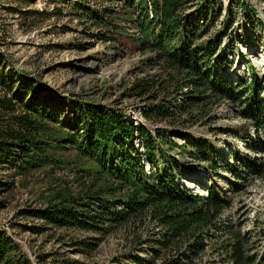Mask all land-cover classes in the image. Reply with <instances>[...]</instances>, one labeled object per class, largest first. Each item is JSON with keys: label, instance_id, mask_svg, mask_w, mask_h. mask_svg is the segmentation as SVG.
Instances as JSON below:
<instances>
[{"label": "trees", "instance_id": "obj_1", "mask_svg": "<svg viewBox=\"0 0 264 264\" xmlns=\"http://www.w3.org/2000/svg\"><path fill=\"white\" fill-rule=\"evenodd\" d=\"M0 1L13 2L5 6L6 11L30 20L48 19L62 11L59 6L50 12L30 9L31 0ZM53 1L68 5L72 15L87 25L88 36L104 43L124 39L141 52L151 53L146 63L160 72L136 79L130 94L150 102L152 108L142 112L145 119L177 125L174 135L183 142L178 145L161 129L152 134L144 125H134L124 110L93 103L80 102L66 122L58 110L36 101L39 88L33 79L17 77L0 55V195L11 191L16 179L73 163L76 190L56 189L45 206L19 213L51 228L94 233H109L149 219L155 225L152 239L167 251L164 264L191 262V256L202 254L208 246L228 264H264V253L252 252L251 239L223 217L228 203L216 185L212 183L204 194L180 186L173 172H179L181 164L168 152L199 146V136L190 133L188 138L183 129L208 124L211 107L225 100L240 102L244 117L253 124L254 132L238 131L244 144L256 152L264 150V110L258 102L256 73L251 68L249 82L237 86L219 70L225 55L222 37L229 26L223 21L222 28H216L222 12L220 0ZM236 2L247 13L254 11L245 0ZM136 138L143 151L134 145ZM191 150L187 153L215 172L220 157L215 145ZM70 151L75 153L74 161L64 157ZM243 163L259 175L260 165L249 159ZM95 239L71 244L91 247ZM135 259L141 264V259ZM44 260L43 254L31 258L0 229V264H41Z\"/></svg>", "mask_w": 264, "mask_h": 264}, {"label": "rangeland", "instance_id": "obj_2", "mask_svg": "<svg viewBox=\"0 0 264 264\" xmlns=\"http://www.w3.org/2000/svg\"><path fill=\"white\" fill-rule=\"evenodd\" d=\"M220 2L222 12L216 28L221 29L223 21L229 26L222 37L225 55L221 57L219 70L241 86L249 82L252 68L258 78L259 106L264 110V0H245L254 10L252 13L239 7L236 0ZM11 4L14 3L0 1V55L17 77L25 75L33 79L39 88L38 103L58 110L66 122L73 118L71 113L80 102L124 110L134 125L142 124L152 134L161 129L178 145L183 142L174 135L179 130L177 125L145 119L142 112L152 108L150 102L130 94V85L136 79L160 72L146 63L150 52L143 53L124 39L104 43L88 36L87 25L72 15V9L64 3L31 0L30 9L50 12L56 6L62 8L60 15L31 20L7 12L5 6ZM242 109L240 102L222 101L209 110L208 124L183 129L188 138L190 133L200 138L199 146L188 145L187 150L209 144L220 150L215 172L187 150L182 152L175 147L168 152L181 164L180 171L173 172L176 182L197 194H204L214 183L228 203L223 217L237 224L241 233L251 239L252 252L261 255L264 253V150L249 149L238 136V131L242 133L245 129L254 132ZM134 145L143 151L137 138ZM64 157L76 159L74 151ZM247 159L260 165L259 175L243 163ZM70 165L76 168L73 163L63 164L52 171L41 169L16 179L14 188L0 195L4 198L0 229L20 243L31 258L33 254H43L45 260L41 264H139L135 257L141 259V264H164L167 251L152 239L155 225L149 219L118 226L109 233H94L51 228L41 220L19 213L21 209L45 206L56 189L76 190V172ZM160 167L166 165L161 163ZM148 168L144 161V169L148 171ZM33 225L41 229L33 231ZM88 237L96 238L91 247L71 244ZM191 259L186 264H228L211 246Z\"/></svg>", "mask_w": 264, "mask_h": 264}]
</instances>
